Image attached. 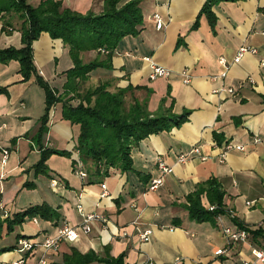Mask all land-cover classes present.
I'll list each match as a JSON object with an SVG mask.
<instances>
[{
  "label": "crops",
  "instance_id": "obj_1",
  "mask_svg": "<svg viewBox=\"0 0 264 264\" xmlns=\"http://www.w3.org/2000/svg\"><path fill=\"white\" fill-rule=\"evenodd\" d=\"M40 1L29 2L37 6ZM107 1L62 0L74 11L96 15L104 13ZM129 1L134 0H122L121 5ZM136 1L144 18L140 34L125 37L113 54L112 68L94 70L89 82L115 89L142 87L135 91L136 97L148 98L153 115L161 109L177 115L190 111L188 119L141 141L133 150L132 170L110 169L107 176L94 180L91 162L81 163L76 150L79 126L62 120L57 107L49 116L47 135L39 139L44 89L37 75L24 80L18 60L0 61V264L21 259L24 264H37L44 254L48 264H243V260H254L250 245L260 246L264 234H251L247 244L229 245L218 223L199 221L190 214L189 200L215 178L224 192L225 210L250 230H264V0L219 1L210 16L202 12L208 0ZM156 13L164 21L161 29L153 20ZM23 23L14 11L0 12V49L23 47ZM245 46L257 52H246L236 63L239 49ZM33 53L38 75L61 93L65 73L73 67L69 47L43 32L33 43ZM96 57L92 51L82 54L85 62ZM145 57L171 70V76L151 79ZM184 72L190 76L189 83ZM229 88L234 95L227 92ZM35 96L39 97L37 108L31 103ZM227 144L232 147L226 148ZM198 146L200 153L179 162L181 154ZM49 148L67 151L71 169L69 163L53 164L59 159L53 154L47 160L50 164L46 161V172L36 170L33 165ZM159 157L172 170L164 175V184L151 191L150 182L162 176ZM79 164L88 174L84 179L74 172ZM103 184L107 185L104 196ZM200 200L204 208L211 206L206 193ZM43 204L57 211V224L28 217L13 229L8 225L7 220H14L18 213ZM93 213L97 218L85 233L81 229L85 215ZM225 219L234 224L227 215ZM66 223L77 228L75 241H63L56 251L45 252L40 246L28 252L18 250L21 238L42 243ZM146 230L152 231L149 241L140 237ZM222 248L227 253L216 256L215 251Z\"/></svg>",
  "mask_w": 264,
  "mask_h": 264
},
{
  "label": "trees",
  "instance_id": "obj_2",
  "mask_svg": "<svg viewBox=\"0 0 264 264\" xmlns=\"http://www.w3.org/2000/svg\"><path fill=\"white\" fill-rule=\"evenodd\" d=\"M29 1L0 0V12L14 11L24 20L21 28L23 47L0 49V61L8 63L18 60L24 80H29L33 74L37 75L38 84L45 90L46 112L38 132L39 139H44L48 131L50 110L57 107L61 109L62 120L79 126L76 150L81 163L91 162L94 180L107 176L110 169L122 172L132 170L133 150L141 141L180 126L188 119L190 111L177 115L171 110L161 109L153 115L148 110V98L136 97L135 91L142 87L128 85L116 89L117 92L111 95L106 90L107 84H100L89 89L86 94L81 92L82 84L89 80L94 70L112 68L113 54L125 37L140 34L144 18L139 1L121 5L122 0H108L104 13L100 15L74 11L66 7L62 0H41L37 6ZM219 1L224 0H208L202 12L212 15V6ZM43 32L49 33L53 39H61L69 47L73 60V67L65 73L67 79L61 93L38 75L34 63L33 43ZM90 51H95L97 57L89 62L83 61L82 54ZM103 55L105 58H100ZM91 100L95 104L92 105ZM53 154L69 155L65 150L46 149L35 166L36 170L46 172V161ZM204 193L208 195L210 205L216 209L202 206L200 197ZM223 196L220 183L215 178L210 179L190 197V214L199 221L207 220L215 224L217 216L225 214L231 223L247 228L236 217L229 216L223 204ZM28 217H40L57 224L59 215L43 204L30 207L7 222L13 229ZM250 233L259 236L264 234V230L259 228L250 230ZM83 258L88 259V256Z\"/></svg>",
  "mask_w": 264,
  "mask_h": 264
},
{
  "label": "built area",
  "instance_id": "obj_3",
  "mask_svg": "<svg viewBox=\"0 0 264 264\" xmlns=\"http://www.w3.org/2000/svg\"><path fill=\"white\" fill-rule=\"evenodd\" d=\"M153 20L156 22L157 29H161L164 26V21L162 19V16L158 13L154 14ZM246 52H252L256 53L257 49L255 48H250V47H241L238 51V54L235 58V62L239 63L243 57V55ZM144 60L149 63L150 68H151V74L150 77L151 79H156L159 77H164V78H169L171 76V70L160 66L156 64L152 57H145ZM227 72L225 71L222 76H226ZM183 76H185V83L190 82V76L186 75V73H183ZM224 90V89H223ZM227 92H229L231 95L235 94V91L233 88L227 89ZM259 141V140H257ZM231 144H227L226 148H231ZM237 149L239 150H244L243 146H236ZM201 149L200 147H194L189 153L181 154L179 156V162L181 163H186L190 160V157L193 153H200ZM8 158V151H5V155L3 158V163L6 164ZM80 167L77 170L78 175L81 178L87 177V172L83 169L82 164H79ZM158 166L159 169L161 170L162 176L157 177L153 179L150 182L149 185V190L151 191H156L159 187H161L164 184V175L166 173H169L172 168L167 164V162L162 158H158ZM102 188L104 190L103 196L107 194V185L103 184ZM249 205H252V202H248ZM210 210L216 209L215 206L211 205L209 207ZM229 216L234 218V214L232 212H229ZM97 218V214H87L85 215V222L82 225V230L85 233H89L91 231V225L90 223ZM216 222L218 223L219 226H221L222 232L225 235L228 244H247L250 242V229L249 228H241L236 226L235 224H229L226 222L225 219V214H220L216 218ZM152 235L151 230H146L140 233V237L143 241H149ZM78 237V232L77 228H75L73 225L66 223L62 228L58 229V232L56 236L54 237H47L44 242H37L33 241L32 239H27V238H21L19 240V251L20 252H28L33 250L35 247L40 246L44 249L45 252L49 250H59L60 245L63 241H75ZM251 246V251L252 254L254 255V260H243V264H264V239L261 243L260 246ZM228 249H218L215 251L216 256H221L225 255L227 253ZM25 260L21 259L20 261L14 263V264H24ZM37 264H48V259L46 255L44 254L40 260L38 261Z\"/></svg>",
  "mask_w": 264,
  "mask_h": 264
},
{
  "label": "rangeland",
  "instance_id": "obj_4",
  "mask_svg": "<svg viewBox=\"0 0 264 264\" xmlns=\"http://www.w3.org/2000/svg\"><path fill=\"white\" fill-rule=\"evenodd\" d=\"M92 52H95V51H92ZM95 55H96V54L94 53L92 56H95ZM94 83H95V82H94ZM94 83L89 82V80L86 81V83L82 84V86H81V92H82L83 94H86V93L88 92L89 89L91 90V89H94L95 87H97L96 84H94ZM106 90H107L111 95L117 92V90H116L112 85H109V84H107ZM44 92H45V90H44ZM38 98H39V97L35 96V99L33 98V101L31 102V103L34 105L33 107H35V108H37V102L39 101ZM91 103H92V105L95 104L94 100H91ZM53 110H54V109L50 110V115L53 113ZM45 112H46V94H45V111H44V113H43V116L45 115ZM43 116L40 117V126H42V117H43ZM40 126H38V132H39V130H40ZM46 135H47V133L44 134V137H45ZM57 155H58V158H59V159H58L57 161H54L53 164L61 163V164H63V165L66 166V163H69V165H70V169H71V163H70L69 159L67 158V156H66V155H60V154H57ZM57 155H56V156H57ZM40 160H41V157H40L39 160L33 165V167H35V166L39 163ZM48 160H49V159H48ZM47 164H50V161H47ZM59 165H60V164H59ZM60 166H62V165H60ZM77 170H78V168L75 169L74 172L77 173Z\"/></svg>",
  "mask_w": 264,
  "mask_h": 264
}]
</instances>
